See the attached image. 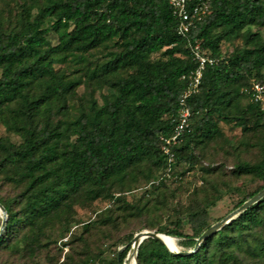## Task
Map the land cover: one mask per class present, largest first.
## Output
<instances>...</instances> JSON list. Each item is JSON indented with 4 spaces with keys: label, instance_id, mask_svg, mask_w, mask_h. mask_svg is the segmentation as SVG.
Wrapping results in <instances>:
<instances>
[{
    "label": "trees",
    "instance_id": "trees-1",
    "mask_svg": "<svg viewBox=\"0 0 264 264\" xmlns=\"http://www.w3.org/2000/svg\"><path fill=\"white\" fill-rule=\"evenodd\" d=\"M26 5L25 32L7 34L0 21V133L5 128L20 138L13 142L0 135V179L18 191L12 198H0L8 213L0 237V259L8 260L0 264H39L44 251L57 244L47 235L52 220H60L67 234L70 221L77 222V206L112 200L125 216L149 217L151 200L131 204L124 195H115L131 179L139 182L143 174L149 181L156 172L167 171L162 137L172 133L179 116L187 90L183 77L198 67L192 46L199 44L220 62L207 68L201 93L189 102L191 132L174 149L175 170L181 163L195 164L196 148L221 140L216 117L236 123L245 134L253 131L251 119L254 129L264 127V111L249 95L255 83L264 85V38L251 32L253 27L264 29V0H213L212 14L186 38L177 34L178 19L167 0H32ZM241 37L246 47L225 57L223 44ZM111 44L118 51L85 74L86 57ZM70 61L79 68L75 73L58 68ZM87 82L108 88L110 94H103V104L89 99L75 115L71 102ZM234 174L262 183L244 196L237 210L264 190V159L240 161ZM223 200L219 194L178 214L168 227L147 224L142 230L178 239L179 252H191L214 226L211 210ZM116 222L113 215L102 221L105 227ZM93 230L85 225L71 242L72 247H87L85 258L74 250L63 264H125L136 233L111 245L108 257L89 249L86 236ZM121 247L127 249L121 252ZM60 258L51 264H59ZM138 264H264V198L191 255L146 239Z\"/></svg>",
    "mask_w": 264,
    "mask_h": 264
},
{
    "label": "rangeland",
    "instance_id": "rangeland-1",
    "mask_svg": "<svg viewBox=\"0 0 264 264\" xmlns=\"http://www.w3.org/2000/svg\"><path fill=\"white\" fill-rule=\"evenodd\" d=\"M31 1L0 0V21L5 33L19 34L26 31L29 18L27 15L23 16V13L27 7L26 4L31 3ZM251 32L254 34L260 33L264 38V29L253 27ZM245 47L246 40L241 37L231 42H225L223 52L225 57H230ZM117 51L115 44H111L110 49H103L86 57L82 71L85 74L91 72L99 62L108 60L110 52ZM161 57L162 53L154 56L155 59ZM58 68H62L70 74L79 69L71 61L65 65H59ZM103 94H110V90L105 88L103 91L100 90L98 85H90L89 82L84 83L78 90L76 99L71 102L73 114L77 115L80 106L82 104L87 105L88 100L91 98H95L100 104H103ZM216 120L219 121L223 136L221 140L215 143L196 148L194 151V165L181 163L177 165L175 170L174 164L172 172L168 171L170 169L168 166L166 172L165 170L156 172L157 177L149 181L145 180V176L142 174L139 182L131 179L129 180V186L123 193H116V198L124 195L131 204H146L147 201L151 200L154 205H152L153 211L148 218L141 220L130 215L125 216L123 212H117L118 207L112 200H99L93 204H85L82 207L77 206V222L70 221L67 234H63L65 225L60 220H52L50 225L52 229L47 231V235L57 244L44 251L38 260L39 264H51L54 257L57 258L60 254L59 264H63L67 256L73 253L74 250L81 259H84L88 251L87 247L82 243L72 247L71 242L75 236H80L84 232V226L87 224L94 226L92 233L86 236L89 249L93 253L103 251L106 256L112 257L111 245L127 241V238L133 233L137 235L148 231L147 229L142 230L147 224L155 225L156 229L168 227L178 214L194 206H202V204H207L211 200H216L219 194H223L224 200L211 210L214 225L219 223V220H223L235 212L236 205L243 200L244 196L255 192L262 185L260 182L253 181L252 177H236L234 168L236 163L240 161L257 163L264 159V127L254 129V119H251L249 127L253 131L245 134L243 129L238 127L236 123L227 122L219 117H216ZM0 135L10 138L13 142H20V138L7 133L5 128H2ZM213 169H217L215 174L210 175L207 173L208 170ZM157 188H160V190L155 194L154 190ZM161 192L166 197L162 196L157 199ZM17 193V190L6 185L0 179V198H12ZM111 215L117 219L116 225L114 227L103 226L102 221L107 220ZM2 216L1 213L0 218ZM177 243H179L178 239ZM125 248L127 249V247H121L120 250ZM179 249L181 248L179 247ZM179 249L175 251H179ZM89 253L91 252L89 251ZM133 253L132 249L125 264L129 263ZM0 260L7 262L8 258L5 257ZM19 263L17 262V264Z\"/></svg>",
    "mask_w": 264,
    "mask_h": 264
},
{
    "label": "built area",
    "instance_id": "built-area-1",
    "mask_svg": "<svg viewBox=\"0 0 264 264\" xmlns=\"http://www.w3.org/2000/svg\"><path fill=\"white\" fill-rule=\"evenodd\" d=\"M174 10V15L178 19L177 34L181 37L188 35L212 14L213 0H167ZM192 54L198 63L195 71L185 75L183 80L187 83V90L180 100V113L175 120V126L171 134L162 137L163 153L169 160V172L175 162V147L184 141V136L191 132V119L193 111L189 102L201 93L205 72L209 66H214L220 62L207 55L201 50L199 44L192 46ZM252 102L264 111V85L255 83L249 91Z\"/></svg>",
    "mask_w": 264,
    "mask_h": 264
},
{
    "label": "water",
    "instance_id": "water-1",
    "mask_svg": "<svg viewBox=\"0 0 264 264\" xmlns=\"http://www.w3.org/2000/svg\"><path fill=\"white\" fill-rule=\"evenodd\" d=\"M263 198H264V190L262 192H260L258 195H256L254 198H252L250 201L246 202L242 207H240L239 209H237L235 212H233L232 214H230L229 216H227L226 218H224L223 220H221L219 223H217L216 225H214L211 229H209L208 231H206L197 240L196 249L193 250V251H191V252L182 253V252L174 251V250L170 249L169 246L167 245V243H165L164 240H163V238H162L163 234H160V233H157V232H150V231H144V232H141V233L137 234L135 236V238H134V241H133V251H134V254L136 255L137 264H138V251H139V248H140L141 244L146 239L152 238V239H156L158 241H161L172 252H177V253H179L181 255H184V256L191 255V254L195 253L200 248L201 244L205 240H207L210 236L216 234L218 231L222 230L225 226H227L230 223H232L243 212H245L247 209H249L250 207H252L256 203H258ZM0 210L2 211L3 216H4L3 224H2V227L0 229V237H1L4 234V232L6 230V227H7V223H8V213H7V210L5 209V207L2 204H0ZM125 249H122L121 252H123Z\"/></svg>",
    "mask_w": 264,
    "mask_h": 264
},
{
    "label": "bare ground",
    "instance_id": "bare-ground-1",
    "mask_svg": "<svg viewBox=\"0 0 264 264\" xmlns=\"http://www.w3.org/2000/svg\"><path fill=\"white\" fill-rule=\"evenodd\" d=\"M1 213H2V211L0 210V215H1ZM2 215H3V213H2ZM3 218H4V216H3ZM162 238H163L164 242L167 243V245L169 246L170 249H172L174 251L179 249L177 240L175 238L168 237L165 234H163ZM128 264H137L136 255L134 253L131 255V258H130V261Z\"/></svg>",
    "mask_w": 264,
    "mask_h": 264
}]
</instances>
